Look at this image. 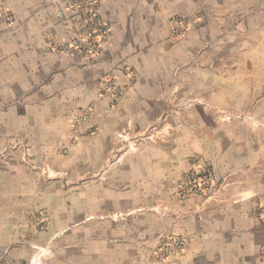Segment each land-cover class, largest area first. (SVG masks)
Listing matches in <instances>:
<instances>
[{
  "label": "crops",
  "instance_id": "0c3cea01",
  "mask_svg": "<svg viewBox=\"0 0 264 264\" xmlns=\"http://www.w3.org/2000/svg\"><path fill=\"white\" fill-rule=\"evenodd\" d=\"M0 7L15 15L8 95L60 91L56 79L66 74L92 78L118 63L138 72L131 87L120 73L126 96L100 121L103 139L89 141L95 164L117 156L121 130H131L128 145L156 121L169 133L122 151V162L73 202H56L45 224L19 214L23 205L47 204L31 177L24 172L19 205L18 171L0 172V264H264V0H102L110 31L95 68L81 59L67 66L47 50L48 0ZM177 15L192 22L180 35L171 30ZM56 64L64 70L52 83L34 87ZM193 157L213 167L214 192L179 200L172 191ZM175 234L185 240L181 253L165 262L150 256L152 241Z\"/></svg>",
  "mask_w": 264,
  "mask_h": 264
},
{
  "label": "rangeland",
  "instance_id": "374dc122",
  "mask_svg": "<svg viewBox=\"0 0 264 264\" xmlns=\"http://www.w3.org/2000/svg\"><path fill=\"white\" fill-rule=\"evenodd\" d=\"M187 20L191 26V20ZM14 30L15 25H0V172L9 173L10 169L18 171L19 205L25 200V174L28 175V179L31 177L35 192H38L39 197L47 204L43 207L41 204H35L33 207L23 205L19 214L29 216L35 224L40 221L45 224L56 202L64 200L73 202L75 192L85 191L90 183L99 181L101 176L112 170L113 166L116 167L122 162L120 157L122 151L138 149L137 140L141 138L152 141L169 133L162 120L156 121L145 133L136 135L138 136L136 142H132L130 146L128 134L131 130L129 128L121 130L116 134V144L113 145L112 150L117 156L107 162L101 160L104 164L100 166L95 164L100 159L90 155L89 141L92 140L91 137H98L99 140L105 136V128L101 126L104 123L100 121H104L106 113L117 108L126 96L120 81V73L129 76L128 83L131 87L137 80L138 72L127 64L118 63L113 66L114 70H99L98 75L92 78L84 75L83 78L78 79L77 76L66 74L64 78L56 79L59 85L65 88L60 91L59 89L55 92L47 91L45 95L34 93L8 95L13 87L9 75L13 55L10 35L15 32ZM63 34L64 32H61L59 35L63 36ZM45 42L47 50L67 66H75L74 59H81L88 68L98 67L102 62V55L93 61L60 56L59 52L52 48L47 30ZM56 65L49 68V73L47 72L43 79L36 81L34 87L52 83L53 76L59 73L57 71L64 70V67L59 70L58 64ZM34 90L36 91L37 88ZM69 90H71L70 94H64ZM57 91L59 93L55 95ZM51 99L55 102L50 105L45 104ZM62 103L69 105L67 111L57 109L53 111V107H59ZM83 141L84 147H81ZM132 141H135V138H132ZM98 145L97 150L101 151L100 142ZM94 148L92 150H96ZM191 162L193 167L178 177L172 195L177 196L179 200L191 195L208 199L212 196L215 187L213 167L198 157H193ZM94 166L101 167L98 174L91 169ZM201 167H205L208 174H203ZM106 217L107 215L101 214L88 218L104 220ZM171 236L174 235H162L159 241L156 239L155 245L152 241L147 246L151 252L150 256L156 261L165 262L173 255H169L165 260H159L154 253Z\"/></svg>",
  "mask_w": 264,
  "mask_h": 264
},
{
  "label": "built area",
  "instance_id": "2783aa9c",
  "mask_svg": "<svg viewBox=\"0 0 264 264\" xmlns=\"http://www.w3.org/2000/svg\"><path fill=\"white\" fill-rule=\"evenodd\" d=\"M102 0H48L54 8L48 17V38L52 48L60 56L79 57L87 61L97 60L103 51V42L110 31V25L102 18L100 4ZM15 15L7 7L0 8V25H13ZM190 28V22L177 16L172 32L176 35ZM66 30V31H65ZM64 32L63 36L59 34ZM206 175L207 169L201 167ZM208 174V173H207ZM185 240L180 235L171 236L154 253L159 260H165L171 254L181 253Z\"/></svg>",
  "mask_w": 264,
  "mask_h": 264
}]
</instances>
